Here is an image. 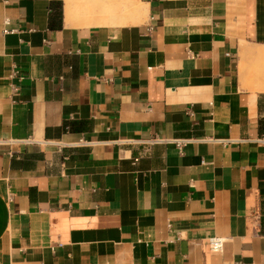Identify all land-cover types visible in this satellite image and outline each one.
<instances>
[{
  "label": "crops",
  "instance_id": "0c3cea01",
  "mask_svg": "<svg viewBox=\"0 0 264 264\" xmlns=\"http://www.w3.org/2000/svg\"><path fill=\"white\" fill-rule=\"evenodd\" d=\"M140 1L0 0V264H264V0Z\"/></svg>",
  "mask_w": 264,
  "mask_h": 264
},
{
  "label": "bare ground",
  "instance_id": "6f19581e",
  "mask_svg": "<svg viewBox=\"0 0 264 264\" xmlns=\"http://www.w3.org/2000/svg\"><path fill=\"white\" fill-rule=\"evenodd\" d=\"M64 2L68 23L127 25L140 24L147 17L146 5L140 0H64ZM249 52L252 53L251 49L242 45L241 56ZM240 74L242 75V71ZM259 75L250 84L247 83V86L264 91V73L263 76Z\"/></svg>",
  "mask_w": 264,
  "mask_h": 264
},
{
  "label": "rangeland",
  "instance_id": "374dc122",
  "mask_svg": "<svg viewBox=\"0 0 264 264\" xmlns=\"http://www.w3.org/2000/svg\"><path fill=\"white\" fill-rule=\"evenodd\" d=\"M250 49L252 53L250 52L246 53L244 56H241V53H240L239 63H238V70H239L238 72H239V78L241 82L246 83L245 84L246 86L244 84L243 85L245 87H248L249 89L254 90L253 88L247 86V83L250 84L255 79V77L258 76V74H260L259 76H263L262 73H264V53L262 52H264V45L250 48ZM241 71H242V75L240 74Z\"/></svg>",
  "mask_w": 264,
  "mask_h": 264
},
{
  "label": "built area",
  "instance_id": "2783aa9c",
  "mask_svg": "<svg viewBox=\"0 0 264 264\" xmlns=\"http://www.w3.org/2000/svg\"><path fill=\"white\" fill-rule=\"evenodd\" d=\"M8 19H5V22L7 23ZM17 71L16 70H12L11 74H16ZM208 243H209V248L214 251V252H219L222 249V244H223V240L221 237H217V236H212L209 237L208 239Z\"/></svg>",
  "mask_w": 264,
  "mask_h": 264
},
{
  "label": "trees",
  "instance_id": "16d2710c",
  "mask_svg": "<svg viewBox=\"0 0 264 264\" xmlns=\"http://www.w3.org/2000/svg\"><path fill=\"white\" fill-rule=\"evenodd\" d=\"M55 9H56V11H55L56 15L61 14V3L60 2H57Z\"/></svg>",
  "mask_w": 264,
  "mask_h": 264
}]
</instances>
